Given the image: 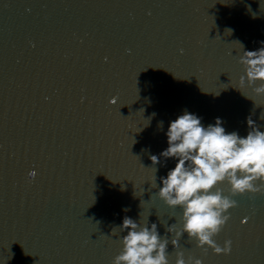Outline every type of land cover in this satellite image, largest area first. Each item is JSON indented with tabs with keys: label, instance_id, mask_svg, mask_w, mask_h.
<instances>
[{
	"label": "water",
	"instance_id": "water-1",
	"mask_svg": "<svg viewBox=\"0 0 264 264\" xmlns=\"http://www.w3.org/2000/svg\"><path fill=\"white\" fill-rule=\"evenodd\" d=\"M260 41L264 0H0V264H111L124 216L170 240L182 209L157 192L175 160L150 156L184 110L242 136L249 116L264 130V95L236 88L239 42ZM233 199L214 237L230 254L185 233L171 264L177 250L264 264V193Z\"/></svg>",
	"mask_w": 264,
	"mask_h": 264
},
{
	"label": "clouds",
	"instance_id": "clouds-1",
	"mask_svg": "<svg viewBox=\"0 0 264 264\" xmlns=\"http://www.w3.org/2000/svg\"><path fill=\"white\" fill-rule=\"evenodd\" d=\"M226 31L231 33L232 29ZM260 44L258 49L246 50L239 42L242 51L238 62L243 66V74L236 88L247 86L256 95H264V41ZM202 119L184 110L169 121L165 133L167 147L159 157L150 156L153 165L160 157L175 160V166L159 178L157 195L170 208L182 209L181 227L177 228V220L167 225L166 232L172 234L169 240L167 235H161L155 222L149 223L147 219L141 223L124 216L118 226L125 233L119 237L122 248L111 264H171L168 245L179 249V240L185 233L205 252L210 248L216 255L230 254L232 241L225 240L221 246L214 237L230 219L229 210L237 206L234 196L264 193V130L251 116L247 118L248 131L243 136L237 131L227 132L220 117L207 126ZM28 175L34 178L36 170L31 169ZM222 184L228 186V194H224ZM247 219L244 217L241 223ZM174 264H204V261L193 256L185 258L184 252L177 250Z\"/></svg>",
	"mask_w": 264,
	"mask_h": 264
},
{
	"label": "snow or ice",
	"instance_id": "snow-or-ice-1",
	"mask_svg": "<svg viewBox=\"0 0 264 264\" xmlns=\"http://www.w3.org/2000/svg\"><path fill=\"white\" fill-rule=\"evenodd\" d=\"M116 103V99L115 100H112V104H115Z\"/></svg>",
	"mask_w": 264,
	"mask_h": 264
}]
</instances>
